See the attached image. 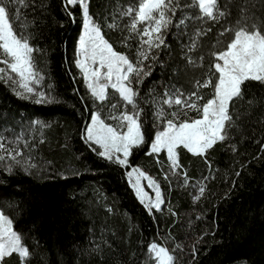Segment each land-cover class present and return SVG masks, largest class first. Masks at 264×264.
<instances>
[{
	"label": "trees",
	"instance_id": "trees-1",
	"mask_svg": "<svg viewBox=\"0 0 264 264\" xmlns=\"http://www.w3.org/2000/svg\"><path fill=\"white\" fill-rule=\"evenodd\" d=\"M134 2L90 0L89 9L105 38L133 60L139 38L129 39L130 47L121 43L129 35L124 28L128 21L118 11ZM241 2L235 0L231 9L232 23ZM257 8L256 15L264 19V8L259 4ZM197 12L184 9L178 17ZM114 14L119 25L115 30L108 27ZM23 16L30 43L39 49L35 63L43 79L37 87L56 101L36 104L33 98L21 99L0 81V136L7 141L19 138L16 146L23 156L17 159L36 165L30 172L16 165L12 173L0 166V210L13 220L14 229L30 247V264H145L148 245L154 241L170 250L182 245L183 251L174 252L177 264H264V85L246 83L245 100L231 109L228 138L206 157L179 150L187 185L182 176L172 175L166 153L146 154L157 131L154 98L159 101L166 90L176 88L194 91L195 81H203L208 72L213 59L209 52L221 25L189 19L180 28L170 27L166 46L154 49L156 58L144 62L151 66V74L134 86L140 92L146 143L134 149L128 165L121 167L100 157L93 151L96 146L82 139L90 113L99 105L75 64L81 9L69 5L66 10L65 0H29ZM199 27L213 30L201 38L200 48L188 52L191 35ZM188 56L197 64L204 56L203 67L189 64ZM103 114L107 117L106 111ZM132 167H139L160 185L165 200L162 211L153 209L150 214L137 198L127 176ZM201 183L205 192L194 201ZM7 264L20 261L14 255Z\"/></svg>",
	"mask_w": 264,
	"mask_h": 264
},
{
	"label": "snow or ice",
	"instance_id": "snow-or-ice-1",
	"mask_svg": "<svg viewBox=\"0 0 264 264\" xmlns=\"http://www.w3.org/2000/svg\"><path fill=\"white\" fill-rule=\"evenodd\" d=\"M258 4L264 8V0H242L236 5L239 16L235 23L230 19L235 0H224L223 4L221 0H190L189 3H181V0H135L127 7L121 6L118 15L121 19L127 18L124 28L129 33L121 43L130 47L127 41L133 37L139 38L133 60L129 55L117 51L113 43L105 38L102 26L90 14V0H65L66 10L69 5H78L82 12V31L77 43L75 64L90 96L99 105V110L90 113V123L82 139L95 145L93 151L100 157L121 167L127 166L133 150L146 143L143 108L138 103L140 92L134 86L142 84L144 78L151 74V66H145L144 62L150 57L156 58L153 50L165 45V33L170 27L180 28L189 19L203 24L211 22L213 27L220 24L221 29L212 44L213 50L209 52L213 59L203 81H195L194 91L190 93L176 88L166 90L159 101L154 98L153 116L156 123L153 126L157 131L146 154L159 157L161 153H166L172 175L182 176L183 183L187 185L189 177L181 171L179 150L185 149L193 156L206 157L209 150L228 138V129L233 122L231 109L245 100L246 83L264 85V19L256 15V11L260 10ZM28 7L29 0H0V81L9 84L21 99L35 97L36 104L54 103L53 97L37 87L43 77L35 63L34 54L39 49L30 43L31 36L27 32L29 25L23 16V9ZM184 9H198V12L192 16L178 17V13ZM115 20L116 14L113 15L114 22L108 24L110 29L119 28ZM212 30V27L196 28L187 46L188 52L200 48L201 38ZM228 36L231 38L225 41L224 37ZM203 60L204 56H200V63L197 64L190 56L187 57L189 64L198 67H203ZM202 89H209L210 92L205 94ZM109 90L112 91L111 96ZM248 103L254 101L248 100ZM165 106L176 111L168 112ZM104 111H108L107 117ZM190 112H195L196 116H190ZM106 120L114 123H107ZM33 123L40 127L47 126L40 121ZM19 142V138L7 141L0 136V166H6L9 173L16 165L23 167L25 172L36 167L28 161L22 163L17 159L23 156L18 146H13ZM127 176L137 198L149 213L153 209L162 211L165 200L157 181L139 167L132 168ZM165 179H170L168 174H165ZM142 180L154 191V200L148 196ZM198 192L199 195L193 197L194 201H199L203 196V183ZM169 212L176 215L171 209ZM177 250L183 251L182 245L177 244L176 249L170 250L152 242L147 248L145 264H177L178 258L174 255ZM195 251L193 248V254ZM14 255L20 264H30V247L26 245L23 235L14 229L13 220L0 211V264H7V258Z\"/></svg>",
	"mask_w": 264,
	"mask_h": 264
},
{
	"label": "rangeland",
	"instance_id": "rangeland-1",
	"mask_svg": "<svg viewBox=\"0 0 264 264\" xmlns=\"http://www.w3.org/2000/svg\"><path fill=\"white\" fill-rule=\"evenodd\" d=\"M33 99H35V97H33ZM94 111H96V110H94ZM174 111H176V109H174ZM180 114H183V113H180ZM108 115V111H106V116ZM106 122L107 123H114L113 121H111V120H106ZM90 123V117H89V120H88V122H87V124H86V126L88 125ZM86 126H85V128H86ZM85 128H84V130H85ZM8 141H10V140H8ZM13 146H16V145H13ZM132 168H134V167H132ZM132 168H130L129 170H128V172L129 171H131L132 170ZM135 179V177L133 178V180ZM141 183H142V186L144 187V189H145V191L148 193V196L149 197H151L153 200L155 199V193H154V191L152 190V189H150V188H148L147 187V182L146 181H141ZM147 199V198H146ZM1 211V210H0ZM154 242H156V241H154ZM156 243H158V244H160L161 246H163L161 243H159V242H156Z\"/></svg>",
	"mask_w": 264,
	"mask_h": 264
}]
</instances>
